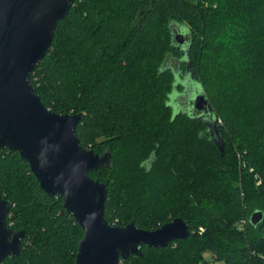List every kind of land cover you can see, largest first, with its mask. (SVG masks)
<instances>
[{
	"label": "trees",
	"instance_id": "1",
	"mask_svg": "<svg viewBox=\"0 0 264 264\" xmlns=\"http://www.w3.org/2000/svg\"><path fill=\"white\" fill-rule=\"evenodd\" d=\"M74 5L33 87L49 110L83 115V148L113 156L90 173L108 184L109 224L154 231L181 218L191 231L123 264H264V0ZM197 88L213 110L195 107ZM0 196L12 203L10 227L25 230L19 257L0 264H76L82 226L1 146ZM255 210L263 220L253 225Z\"/></svg>",
	"mask_w": 264,
	"mask_h": 264
},
{
	"label": "water",
	"instance_id": "2",
	"mask_svg": "<svg viewBox=\"0 0 264 264\" xmlns=\"http://www.w3.org/2000/svg\"><path fill=\"white\" fill-rule=\"evenodd\" d=\"M77 0H0V146L19 152L26 160L42 190L50 197L61 196L66 212L82 226L76 264H123L141 248H166L173 240L191 236L190 226L181 218L157 230H141L134 222L113 226L105 217L107 186L90 173L110 168V153L96 154L83 148L78 125L83 115L49 110L32 85L31 74L53 49L55 31ZM176 41L185 55L189 46L184 35ZM189 72L192 71L188 64ZM195 107L213 110L209 97L196 89ZM215 123V122H214ZM216 124V123H215ZM224 155V143L215 142ZM12 203L0 196V263L21 254L25 230L8 223ZM263 220L255 210L251 223Z\"/></svg>",
	"mask_w": 264,
	"mask_h": 264
},
{
	"label": "rangeland",
	"instance_id": "3",
	"mask_svg": "<svg viewBox=\"0 0 264 264\" xmlns=\"http://www.w3.org/2000/svg\"><path fill=\"white\" fill-rule=\"evenodd\" d=\"M184 38H185V41H186V44L187 45H189V38H188V36L186 37V35L184 36ZM177 58H175L174 60L173 59H171L170 61H171V63H172V65H173V68H175V70H177V66H178V61L176 60ZM218 123H220V125H224V123H223V121H221V120H219V122ZM210 256L209 255H207V258H209ZM215 264H225V263H221V262H216Z\"/></svg>",
	"mask_w": 264,
	"mask_h": 264
},
{
	"label": "built area",
	"instance_id": "4",
	"mask_svg": "<svg viewBox=\"0 0 264 264\" xmlns=\"http://www.w3.org/2000/svg\"><path fill=\"white\" fill-rule=\"evenodd\" d=\"M247 222H248V221L244 219V220L240 223V228H239V229H240V230H241V229H244V228L246 227Z\"/></svg>",
	"mask_w": 264,
	"mask_h": 264
}]
</instances>
